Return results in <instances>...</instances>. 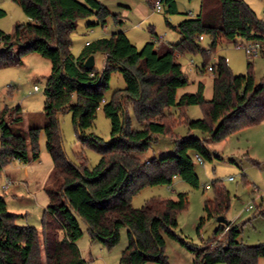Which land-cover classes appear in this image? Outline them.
I'll use <instances>...</instances> for the list:
<instances>
[{
    "label": "trees",
    "instance_id": "16d2710c",
    "mask_svg": "<svg viewBox=\"0 0 264 264\" xmlns=\"http://www.w3.org/2000/svg\"><path fill=\"white\" fill-rule=\"evenodd\" d=\"M12 1L28 22L15 24L12 33L0 30V68L13 65L23 54L36 53L50 61V74L44 86L43 128L31 126L24 133L20 108L4 106L0 110V172L13 160L27 163L38 159V138L43 131L53 176L62 184L58 189H46L49 203L40 233L34 227L17 225L18 215L6 209L0 196V264H89L76 243L82 235L80 222L87 227L91 240L108 250L118 244L120 229H126L128 245L118 264H168L164 236L188 247L194 254L191 264H257L264 258V243H242L238 240L240 232L229 221L218 224L211 237L228 227L216 248L194 247L182 240L175 229L177 214L188 202L186 193H178L176 199L153 197L140 208L131 205V198L144 187L170 185L174 177L197 187L192 154L211 159L207 140L219 142L264 120V76L256 82L251 62L246 64L247 72L239 76L231 72L225 58L208 64L215 48L226 41H264V21L247 3L201 0L195 17L183 18L176 25L165 18L180 35L175 44H163L154 34L153 41L138 48L123 31H116L88 42L75 56L71 35L79 20L95 17L87 28L103 27L110 17L117 20L106 6L97 0ZM146 1L152 8L153 0ZM160 3L166 14L176 13L175 0ZM4 16L5 11L0 9V19ZM203 36L210 37L207 48L200 45ZM97 53L105 56L102 70H86L85 60ZM175 54H199L204 59L202 67H212L211 99L204 98L201 83L196 92H183L177 97L187 78ZM114 72L121 74L125 87L107 101L104 94ZM128 103L133 118L143 126L140 130L132 128ZM192 105L201 107L203 118L188 120L186 108ZM171 107H175V114ZM99 108L110 121L109 143L86 133ZM63 112L71 113L78 141L100 155L95 166H86L82 156L75 165L66 156L58 121ZM183 123L188 135L179 137L174 130ZM192 131L207 140L191 136ZM160 136L173 141L168 155L144 161L132 154L147 151ZM229 205V193L216 183L214 198L204 202V216L196 231L206 220L224 216ZM257 210V215L264 218V207Z\"/></svg>",
    "mask_w": 264,
    "mask_h": 264
},
{
    "label": "rangeland",
    "instance_id": "374dc122",
    "mask_svg": "<svg viewBox=\"0 0 264 264\" xmlns=\"http://www.w3.org/2000/svg\"><path fill=\"white\" fill-rule=\"evenodd\" d=\"M108 10L117 16V20L110 17L105 26H94L88 32L85 31L88 22L95 21V17L81 19L77 23L73 34L71 48L77 47V39H97V35L108 37L113 32L124 30L132 43L140 48L150 34H157L168 44L175 42L171 39L174 31L166 23L176 24L183 18H192L199 13L200 0H175L174 14H166L163 6L160 12L150 8L146 0H97ZM155 0L152 1L154 3ZM254 11L256 16L264 21V0H244ZM0 8L5 11V16L0 19V29L8 34L13 32L15 24L28 22L21 8L12 0H0ZM126 11L128 13L126 14ZM147 12L143 17L140 13ZM175 34V33H174ZM162 36V37H161ZM101 38V37H99ZM241 41L235 38L226 41L215 48L208 64H214L221 57L225 58L231 72L237 76L247 72L246 64L251 62L252 72L256 82L264 76V55L248 59L243 51L234 48V42ZM170 42V43H169ZM210 43L209 36L200 38V45L207 48ZM264 45V41L261 42ZM99 56L96 58L94 69L100 70ZM19 60V61H18ZM13 65L0 68V110L4 107L20 108L22 116L21 129L26 132L29 127L43 128L46 118L43 112L45 101L44 86L50 74V61L36 53L23 54ZM182 71L186 75L187 84L178 90L177 97L183 92H196L199 83L203 84V96L209 100L212 98V73L200 72L197 67H202L204 59L199 54H185L178 60ZM34 86L37 87L33 91ZM125 87L120 73L111 74L109 87L105 91V100L109 101L115 91ZM171 113L175 114V107H171ZM126 111L132 120V128L140 130L141 124L133 118L132 107L127 104ZM186 117L194 121L203 118L200 106L192 105L186 108ZM59 133L64 152L68 159L75 165H79V156H82L85 165L95 166L100 155L91 147L78 141L70 112H63L58 117ZM110 121L99 108L91 128L86 133H93L102 139L104 143L111 141ZM174 133L179 137L188 135L185 124H179ZM190 135L205 139L198 131L190 132ZM207 140V139H205ZM206 147L211 152V159L201 157L194 160V171L198 179V186L192 187L174 177L170 185L147 186L141 189L131 198V205L140 208L146 200L153 197L162 199H176L178 193H186V208L177 214V235L187 244L194 247L205 245L209 249L216 248L224 235L211 238L217 227L216 218H210L204 222L200 230L196 226L204 216V202L212 200L215 194V185L220 183L229 193L230 205L224 217L240 232L238 240L246 245H258L264 243V218L257 215V209L264 207V120L260 123L248 126L227 135L219 142L207 140ZM39 158L21 163L11 161L0 172V196H3L6 209L18 215L16 220L19 226H31L41 232V220L43 212L49 203L46 189H58L62 180L53 176L52 160L45 147L44 132L41 131L38 138ZM173 150V141L167 137H157L152 142L150 149L144 152L133 151L132 154L144 161L159 159ZM232 177V180H228ZM10 181V183H8ZM210 186V188H206ZM252 208L249 209L248 206ZM81 237L77 240L82 257L89 264H118L121 252L128 245L127 231L120 229V239L116 246L106 249L99 241L91 240L87 227L80 222ZM165 238V255L168 264H178V256L173 250L181 251L192 263L194 254L178 240ZM156 264V263H147ZM223 264V263H221ZM257 264H264V258H260Z\"/></svg>",
    "mask_w": 264,
    "mask_h": 264
},
{
    "label": "crops",
    "instance_id": "0c3cea01",
    "mask_svg": "<svg viewBox=\"0 0 264 264\" xmlns=\"http://www.w3.org/2000/svg\"><path fill=\"white\" fill-rule=\"evenodd\" d=\"M200 2H201V0H200ZM1 9V8H0ZM199 9H200V4H199ZM3 10V9H2ZM128 13V11H126V14ZM147 15V12L145 11L144 13H140V16L141 17H143L144 15ZM181 21V20H180ZM179 21V22H180ZM170 23V22H169ZM178 23V22H177ZM176 23V24H177ZM176 24H174V25H176ZM93 28V27H92ZM92 28H86L85 29V31L83 30V31H81V33L80 34H85V32H88L87 31V29H89V30H91ZM1 30V29H0ZM172 30L174 31V33H173V36L171 37V39H173V40H175V42H169L170 44H175V43H177L179 40H180V35L172 28ZM2 31V30H1ZM76 31V30H75ZM74 31V32H75ZM121 31H123L125 34H126V32L124 31V30H121ZM74 32L72 33V35H71V37L73 36V34H74ZM153 35L154 34H150L149 36H148V38L145 40V42H144V44L146 43V42H149V41H153ZM155 35H157L156 33H155ZM126 36H127V34H126ZM97 37L99 38V37H101L102 38V36L100 35V34H98L97 35ZM128 37V36H127ZM162 37V36H161ZM97 38V39H98ZM72 39H73V37H72ZM129 39V38H128ZM157 39L161 42V43H163V44H168V42L166 43L164 40H163V37L162 38H160V36H158L157 35ZM130 40V39H129ZM90 41H93L92 39H81V40H79V39H77V47L75 48V50L74 49H72L71 48V52L75 55V56H77L80 52H81V50L84 48V46L86 45V43H88V42H90ZM130 42L132 43V40H130ZM72 43H73V41H72ZM143 44V45H144ZM135 45V44H134ZM142 45V46H143ZM136 46V45H135ZM141 46V47H142ZM140 47V48H141ZM176 55V57H177V60L182 56V55H180V54H175ZM99 56V65H100V70L99 71H101L102 70V68H103V64H104V59H105V56L104 55H101V54H99V53H97V54H94L93 55V60H94V63H93V67L96 65V58ZM173 252L178 256V259H179V263L178 264H191L190 262H188V257H186V255L185 254H183L181 251H176V250H173Z\"/></svg>",
    "mask_w": 264,
    "mask_h": 264
},
{
    "label": "built area",
    "instance_id": "2783aa9c",
    "mask_svg": "<svg viewBox=\"0 0 264 264\" xmlns=\"http://www.w3.org/2000/svg\"><path fill=\"white\" fill-rule=\"evenodd\" d=\"M153 8L156 12H160L163 8L162 4L160 3V0H155L153 3ZM86 45H88V43H86ZM234 48L237 50H241L244 52V54L247 56L248 59H252L253 57H257L260 55L261 52H264V45L260 42V41H237L234 44ZM198 70L200 72H205V71H209V72H213L212 71V67L211 66H207V67H197ZM93 73H90V76H92ZM213 75V74H212ZM33 91L37 90V87L34 86ZM196 160L199 162L201 161V158L199 156H196ZM232 177H229L228 180H232ZM8 183H10V181H8ZM206 188H210V186H206ZM262 198H264V195L261 196ZM249 209L252 208L251 205L248 206ZM228 230V227H225L224 230L222 231V235Z\"/></svg>",
    "mask_w": 264,
    "mask_h": 264
},
{
    "label": "water",
    "instance_id": "95a60500",
    "mask_svg": "<svg viewBox=\"0 0 264 264\" xmlns=\"http://www.w3.org/2000/svg\"><path fill=\"white\" fill-rule=\"evenodd\" d=\"M48 5H49V8H50V11H52V10H51V7H50V3H48ZM53 21H54V16H53ZM54 28H55V27H54ZM55 30H56V28H55ZM93 63H94L93 55H91V56H89V57L85 60V62H84V68H85L86 70H90V69H92V68H93ZM216 221H217V224H225V223L227 222V220L225 219L224 216H218V217H216Z\"/></svg>",
    "mask_w": 264,
    "mask_h": 264
}]
</instances>
